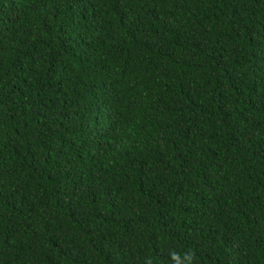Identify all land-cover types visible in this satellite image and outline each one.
<instances>
[{
  "label": "trees",
  "instance_id": "1",
  "mask_svg": "<svg viewBox=\"0 0 264 264\" xmlns=\"http://www.w3.org/2000/svg\"><path fill=\"white\" fill-rule=\"evenodd\" d=\"M264 264V0H0V264Z\"/></svg>",
  "mask_w": 264,
  "mask_h": 264
},
{
  "label": "clouds",
  "instance_id": "2",
  "mask_svg": "<svg viewBox=\"0 0 264 264\" xmlns=\"http://www.w3.org/2000/svg\"><path fill=\"white\" fill-rule=\"evenodd\" d=\"M168 257L171 264H196L195 254L192 252L180 253L175 249H169ZM146 264H152L151 259H148Z\"/></svg>",
  "mask_w": 264,
  "mask_h": 264
}]
</instances>
